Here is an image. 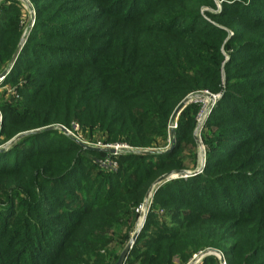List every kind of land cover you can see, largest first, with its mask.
I'll return each instance as SVG.
<instances>
[{
    "label": "trees",
    "instance_id": "obj_1",
    "mask_svg": "<svg viewBox=\"0 0 264 264\" xmlns=\"http://www.w3.org/2000/svg\"><path fill=\"white\" fill-rule=\"evenodd\" d=\"M30 2L34 23L5 77L24 80L18 101L0 105V131L40 129L0 150V264H109L107 231L158 175L183 168L198 108L180 110L172 148L110 155L109 173L95 161L108 153L43 127L74 121L106 142L152 147L203 89L222 95L202 136V172L155 189L126 258L184 264L212 247L226 264H264V0H222L219 11L215 0ZM19 20L16 1L1 0L0 60Z\"/></svg>",
    "mask_w": 264,
    "mask_h": 264
},
{
    "label": "rangeland",
    "instance_id": "obj_2",
    "mask_svg": "<svg viewBox=\"0 0 264 264\" xmlns=\"http://www.w3.org/2000/svg\"><path fill=\"white\" fill-rule=\"evenodd\" d=\"M221 3H222V0H215V6L216 7H215L214 11H219L221 9ZM209 10H211V9H209ZM22 19H23V23H21V21L19 20L20 29H19L18 41H17V44H16L14 51L12 52V54L14 52H16V56L14 57V59L12 60L11 63H10L11 56L9 57L8 60H6V59L0 60V73L3 72V75H4L3 79L0 81V105H2V104L12 105L18 101V99H19L18 94L19 93L17 91V88H18V86H20L22 84V82L24 80L23 77L20 75L17 78V80L13 83L5 82V77L9 73V71H10V69H11V67H12V65H13L16 57H17V54H18L19 50L21 49L22 45L24 44V42L27 38V35H28V33L32 27V26H30L27 29L25 40L21 44L20 43V36H21L22 30H23L24 22H25L26 18L23 16ZM223 83H224V80H223ZM222 87H223V84H222ZM221 90L217 91V92H212V91H209L207 89L197 90V91L189 93L185 97V98L190 97L189 103H196L197 108H198L197 112H196V123H195L194 131H193L195 146L192 147V146L186 145L187 148L183 149L181 151V159L183 161V168L177 169V170H182L183 172L177 173L176 174L177 176H174L173 178H181V177L187 178L188 176L194 174V172L195 173L202 172V169L205 165V145L203 143L202 136L204 134H206V132H207L206 131V121L208 119L209 114L211 113V110L216 105L217 101L220 99V97L222 95ZM208 94L218 95V97L214 101V103L211 104V101L208 100ZM208 101H209V104H208ZM208 105H209L210 109L208 110V113L205 117V120H204L202 126L199 127L197 125L198 114L201 112V110L204 107L205 108L208 107ZM178 115L179 114L174 115L173 119L172 118L168 119L167 124H166L164 139L163 140H157L156 143L153 144L152 147H133V146H130L124 142H106V141H104V134L101 133L99 130L97 131V130H89L87 128H84V129L80 128V126L74 121L70 122V128L65 127L68 130V132H65V131L62 132V130L60 129V126H62V125H60V124H50L47 126H51L50 129H56V131H58V133L60 132L69 138H73L74 140H79L82 143H84L85 145L90 146V147H95L97 144H99L98 146H105V147L118 146V151H116L114 154H112L113 156L117 155V154H124V153H131V154L139 155V154H143V153L163 152V151L168 150L169 148L173 147V145H174L173 132L172 133L170 132V129L168 128V126L172 123V121L177 122ZM47 126H45V127H47ZM45 127H43V128H45ZM0 129H1V119H0ZM37 129H40V128H37ZM33 130H35V129H33ZM173 130H174V128H173ZM14 136H10L4 130L3 131L1 130L0 131V150H3V149L5 150L11 144H13L16 141V139L11 141V139ZM195 137H197L199 141H197ZM201 145L204 148V153H202V151H201L202 150V148L200 147ZM91 160H95V158L91 157ZM95 161L97 163V160H95ZM130 164L134 165L135 161L131 160ZM100 168L102 170L108 172V173L111 172V171L105 170L102 167H100ZM177 170H171L169 172H171L173 174L174 171H177ZM169 172H164V173L158 175L148 185L147 189L145 190V192L143 194L142 201L144 200V197L147 193L150 195V197L147 200L148 203L146 204L142 215H141V213L135 212V210H134L135 208L132 207V209H131L132 212H131V214H129L126 217V219H124L119 225H115L107 231V235L109 236V239H108V242H106L105 245L103 246L104 247L103 249H105V251H107L108 253L101 250V252L105 256L104 260L106 262H108L109 264H115L120 252L127 245V243L130 240V237L133 234V232L136 229H138L137 234L139 233V231L143 225L145 215L149 209V206H150V203L152 200V195H153L155 189L159 185H161L162 183H164V182H166L172 178L166 179V180L161 181L159 183H155V181L159 176H161L165 173H169ZM184 174H189V175L183 176ZM157 213L159 215V217L157 218L158 221H162V218L164 216L163 211L161 209H158ZM166 223H168V222L166 221ZM137 234H136V236H137ZM134 241H135V239L133 240V242ZM133 242L127 248V251H126L124 257L122 258L120 264H130V263H128L129 262L128 260H130L131 258L130 257L126 258V257H127L128 252H129V249L133 245ZM195 254L196 255L204 254L203 257L206 255H214L215 257H217V259H219V264H220V257L222 256V254L219 251L214 250V248H212V247H207L203 250H199V251H196L195 253H193L191 255V257L187 260V262L184 264H187L188 262L193 261V258H194L193 256ZM203 257L201 258V260L199 261L198 264H201Z\"/></svg>",
    "mask_w": 264,
    "mask_h": 264
},
{
    "label": "built area",
    "instance_id": "obj_3",
    "mask_svg": "<svg viewBox=\"0 0 264 264\" xmlns=\"http://www.w3.org/2000/svg\"><path fill=\"white\" fill-rule=\"evenodd\" d=\"M15 1L17 3L18 9L20 11V21H21V23H23L22 17L24 16L26 18L25 22H24V27H23V30H22V33H21V36H20V43L22 44L24 42V40H25L27 29L30 26H32L33 23H34L35 12H34V8L32 6V3L30 2V0H15ZM3 77H4L3 74L0 75V81L3 79ZM217 97H218V95L208 94V100L211 101V104L214 103V101L217 99ZM188 100H190V97L188 98ZM209 101H208V104H209ZM209 109H210V107L208 105V107H206V108L204 107L201 110V112L198 114L197 125L199 127L202 126ZM0 119H1V113H0ZM172 119H173V117H172ZM60 127L64 128L65 132H68V130L64 126H60ZM176 127H177V122L176 121H172V123L168 126L169 129H173V128H176ZM98 145L99 144H97L95 147H105V146H98ZM200 147L202 148V150H201L202 153H204V148L202 147V145ZM112 148H114L116 151H118V146H113ZM112 154L108 153L106 156H104V157H102V158L97 160V163L99 164V166L104 168L107 171H114L116 169V166H117L116 165V161L110 156ZM189 174H184L183 176H188ZM149 197H150V195L148 197L144 198V200L134 209L135 212L141 213V214L143 213V210H144L146 204L148 203L147 200H148ZM203 255L204 254H200V255H196L195 254L193 256L194 257L193 261L188 262L187 264H198L199 261L201 260V258L203 257ZM221 258H223V260H221ZM220 264H226L223 255L220 257Z\"/></svg>",
    "mask_w": 264,
    "mask_h": 264
},
{
    "label": "water",
    "instance_id": "obj_4",
    "mask_svg": "<svg viewBox=\"0 0 264 264\" xmlns=\"http://www.w3.org/2000/svg\"><path fill=\"white\" fill-rule=\"evenodd\" d=\"M15 56H16V52H14V53L11 55L10 63L12 62V60L14 59ZM2 74H3V72L0 73V75H2ZM188 102H189L188 98L183 99V101H181V103L176 107V109L173 110V112H172V117H174V115L179 114L180 110H181V109L183 108V106H184L185 104H187ZM45 128H46V129H50L51 126H47V127H45ZM60 129L62 130V132L65 131V129L62 128V127H60ZM38 130H39V129L20 132V133L16 134V135L11 139V141H12V140H15V139H18V138H20V137H22V136H24V135L29 134V133H35V132H38ZM170 132L172 133V132H173V129H170ZM195 138H196L197 141H199L197 137H195ZM76 141H77V142H78L83 148H87V149L93 148V149H96V150H99V151H102V152H105V153H111V154H112V153L114 154V153L116 152V150H115L114 148H112V147H90V146L85 145L84 143H82V142L79 141V140H76ZM181 172H183V171H182V170H177V171H174L173 174H177V173H181ZM194 173H195V172H194ZM171 174H172V173L169 172V173H165V174L159 176V177L156 179L155 183H159V182L164 181V180H166V179L173 178V177L171 176ZM147 196H148V193L145 195L144 198H146ZM137 230H138V229H136V230L133 232V234H132L131 237H130V240H129L128 243H127V245H126L125 248L120 252V254H119V256H118V258H117L115 264H120V263H121V260H122V258L124 257V255H125V253H126V251H127V248L130 246V244L133 242V240H134L135 237H136ZM221 260H223V258H221Z\"/></svg>",
    "mask_w": 264,
    "mask_h": 264
},
{
    "label": "bare ground",
    "instance_id": "obj_5",
    "mask_svg": "<svg viewBox=\"0 0 264 264\" xmlns=\"http://www.w3.org/2000/svg\"><path fill=\"white\" fill-rule=\"evenodd\" d=\"M171 176L174 177V176H176V174H171ZM148 196H149V194H148ZM148 196H147V197H148ZM141 215H142V214H141Z\"/></svg>",
    "mask_w": 264,
    "mask_h": 264
}]
</instances>
